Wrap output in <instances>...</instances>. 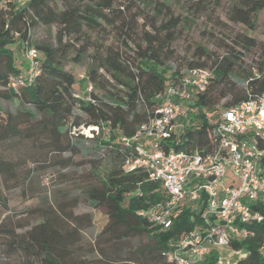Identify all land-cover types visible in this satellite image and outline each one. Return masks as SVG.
Masks as SVG:
<instances>
[{"label": "trees", "instance_id": "16d2710c", "mask_svg": "<svg viewBox=\"0 0 264 264\" xmlns=\"http://www.w3.org/2000/svg\"><path fill=\"white\" fill-rule=\"evenodd\" d=\"M137 2L157 0H7L0 9V99L14 103L13 108L0 105V179L25 185L36 169L69 167L74 156L94 154L91 169L82 177L81 196L95 209L109 207L105 223L88 243L92 257L81 253L85 232L94 224L92 214L69 207L64 197L69 192L64 191L63 197L55 195L42 208L39 222L0 223V234L8 238L4 252L24 255L31 264H172L166 251L201 223V212L186 203L169 228L144 214L166 198L163 183L150 179L145 170H126L125 160L135 149L126 146L123 137L134 136L155 115L158 96L169 84L190 68H211L209 84L195 93L189 115L200 124L188 126L175 144L177 150L211 149L217 135L209 113L224 99L221 105L226 109L264 92V43L249 32L258 28L264 0H234L226 12L225 52L214 56L198 46L197 60H188L184 70L165 59L181 18L170 12L168 21H152V28L139 34L135 25L144 14ZM195 5L203 8L201 1ZM41 26L46 34H39ZM114 28L118 34L110 42L94 36L103 31L105 37V31ZM13 46L25 52L34 47L41 53L39 74L19 90L10 86V78L23 72L27 63L21 62L25 68L16 64ZM91 49L101 62L87 72L93 90L80 93L64 58L76 50L75 61L81 62ZM82 127H91L92 136ZM70 199L79 201V196ZM0 205L12 208L2 187ZM256 208L264 214V205ZM25 226L29 228L17 231ZM246 227L254 235L231 241L233 250L246 254L236 264H264V219ZM219 259L220 253L212 250L201 264H217Z\"/></svg>", "mask_w": 264, "mask_h": 264}, {"label": "built area", "instance_id": "2783aa9c", "mask_svg": "<svg viewBox=\"0 0 264 264\" xmlns=\"http://www.w3.org/2000/svg\"><path fill=\"white\" fill-rule=\"evenodd\" d=\"M6 1L0 0V9ZM40 56L38 49H26L27 66L11 76L12 88L34 81ZM212 75L211 68H190L158 96L155 115L134 136L123 137L124 144L135 149L125 160L126 170H145L150 179L163 183L166 198L144 211L152 222L171 227L184 203L201 212V223L166 251L172 264H201L212 250L220 253L231 248L232 240L254 235L246 225L264 219L256 208L264 205V92L222 109L213 122L217 139L211 149L175 148L191 126L184 122L194 111L195 93L206 89ZM92 90L89 84L86 91ZM221 263L220 257L217 264Z\"/></svg>", "mask_w": 264, "mask_h": 264}, {"label": "rangeland", "instance_id": "374dc122", "mask_svg": "<svg viewBox=\"0 0 264 264\" xmlns=\"http://www.w3.org/2000/svg\"><path fill=\"white\" fill-rule=\"evenodd\" d=\"M200 1L203 8L197 9L195 4ZM233 1L157 0V3L153 4H141L137 2V10L144 15L139 17L135 27L137 26L138 32L141 34L146 27L152 28L150 25L152 21L157 22V24L168 21L170 12H173L174 16H179L181 23L174 31L175 39L169 50L165 52V59L171 66L184 70L187 67L188 60H197L199 54L198 46H204L214 56L225 52L226 49L223 46L226 42L224 40L226 38L225 32H227L225 22L228 21L226 12ZM162 5L170 8V11L164 8L161 9L160 6ZM233 26L237 30H245V27L240 24H234ZM55 29L56 27H52L53 31ZM249 32L256 36L261 43H264V10L259 15L258 28ZM46 33V28L41 26L39 34ZM105 33V37H102L103 31L94 34V36L99 39L104 38L107 42H110L118 34L115 28L109 29ZM13 48L16 54V64L21 68H25V64H21V62H25V51L22 48L19 50L16 46H13ZM94 53V49H91L86 58L81 62L75 61V57L77 56L76 50L69 51L64 58L65 69L76 76L78 81L75 87L80 93L85 92L89 86L87 79L89 67L92 64L97 66L101 62L95 57ZM99 72L110 76V73L104 68H100ZM225 100H222L221 104ZM221 104L216 107L214 112L209 113L208 116L212 122L218 120L223 109ZM0 105L3 108L14 107V103L1 99ZM197 114L199 117L200 113L197 112ZM184 123L185 125H199L200 121L199 119H187ZM81 130L88 136H92L90 128L82 127ZM93 157L94 154L85 155L82 153L73 157V163L69 167L36 169L33 177L25 185L16 180H10L6 184L1 178L0 187H2L8 196L12 208L11 210H7L0 205V223L4 224L8 222L12 225L37 223L41 220L42 208L51 204V201H54L55 195L59 194L63 197V191L69 192L64 195L65 199L68 200L67 204L69 207H73V210L76 212H90L92 214L94 224L85 232L84 249L81 252L88 257H92L93 254H91L88 243L94 240L95 234L105 223L106 213L109 210L107 205L95 209L81 196L83 186L85 185V180L82 177L91 169L89 160ZM29 164L36 167L32 161ZM76 194L79 196V201L71 200L70 198ZM28 228L29 226L21 227L17 231L23 232ZM6 240L8 238L0 234V264H31L24 255L4 252V247H6L4 242ZM245 256L244 252H235L229 247L221 249L220 252L221 264H236L237 261Z\"/></svg>", "mask_w": 264, "mask_h": 264}]
</instances>
